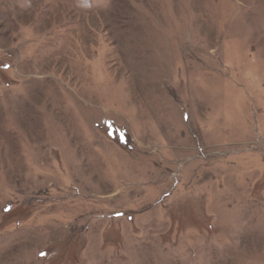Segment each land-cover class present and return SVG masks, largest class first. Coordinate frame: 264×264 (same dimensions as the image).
Segmentation results:
<instances>
[{
	"label": "rangeland",
	"instance_id": "obj_1",
	"mask_svg": "<svg viewBox=\"0 0 264 264\" xmlns=\"http://www.w3.org/2000/svg\"><path fill=\"white\" fill-rule=\"evenodd\" d=\"M0 264H264V0H0Z\"/></svg>",
	"mask_w": 264,
	"mask_h": 264
}]
</instances>
